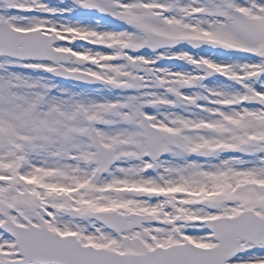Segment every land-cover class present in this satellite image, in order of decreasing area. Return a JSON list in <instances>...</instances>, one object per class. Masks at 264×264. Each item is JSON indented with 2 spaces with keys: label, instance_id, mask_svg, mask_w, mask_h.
<instances>
[{
  "label": "snow or ice",
  "instance_id": "obj_1",
  "mask_svg": "<svg viewBox=\"0 0 264 264\" xmlns=\"http://www.w3.org/2000/svg\"><path fill=\"white\" fill-rule=\"evenodd\" d=\"M0 264H264V0H0Z\"/></svg>",
  "mask_w": 264,
  "mask_h": 264
},
{
  "label": "rangeland",
  "instance_id": "obj_2",
  "mask_svg": "<svg viewBox=\"0 0 264 264\" xmlns=\"http://www.w3.org/2000/svg\"><path fill=\"white\" fill-rule=\"evenodd\" d=\"M52 2H53V3H55V2H56V0H52Z\"/></svg>",
  "mask_w": 264,
  "mask_h": 264
}]
</instances>
